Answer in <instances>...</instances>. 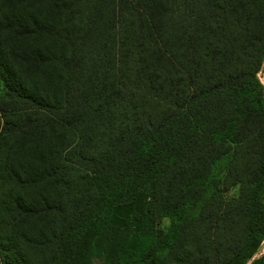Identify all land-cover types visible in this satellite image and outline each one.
Listing matches in <instances>:
<instances>
[{"label":"trees","instance_id":"16d2710c","mask_svg":"<svg viewBox=\"0 0 264 264\" xmlns=\"http://www.w3.org/2000/svg\"><path fill=\"white\" fill-rule=\"evenodd\" d=\"M260 73L264 0H0V264H264Z\"/></svg>","mask_w":264,"mask_h":264},{"label":"rangeland","instance_id":"374dc122","mask_svg":"<svg viewBox=\"0 0 264 264\" xmlns=\"http://www.w3.org/2000/svg\"><path fill=\"white\" fill-rule=\"evenodd\" d=\"M54 73V71H53ZM260 78L262 80V82H264V74L263 73H260ZM2 83L0 82V95L2 94ZM55 94H59L58 92V89H56V91L52 90ZM6 193H7V187H6V184H3L2 181H0V217L3 215L4 213V204H5V201H6ZM26 193V196H32V197H35L34 195L37 194L38 192H36L35 189H27L25 191ZM24 193V194H25ZM229 196H233L237 193V189L236 188H232L229 192H228ZM168 224H169V221L167 218H162L160 223H159V227L163 230H166L167 227H168ZM38 224H35L33 223V227L35 228H38ZM32 226L28 225L26 226L25 228V231H26V234L28 235V237L32 240V239H40V235L37 234L38 231H35L33 229ZM41 227V226H40ZM39 227V228H40ZM2 226L0 227V230H1ZM1 241V240H0ZM1 243V242H0ZM2 243H6V241H3ZM30 244V243H29ZM32 248H31V251L35 254H41V252L43 251L42 249L39 248L40 245H36V244H31L30 245ZM264 252V241L263 243L261 244V246L259 247V249L256 251V253L253 255V257L251 259H254L256 257H258L260 254H262ZM246 264H250V261L247 262Z\"/></svg>","mask_w":264,"mask_h":264}]
</instances>
